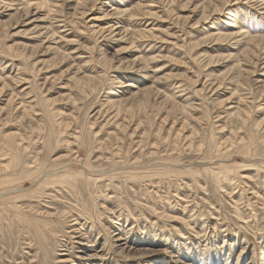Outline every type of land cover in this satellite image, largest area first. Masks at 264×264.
Here are the masks:
<instances>
[{
  "label": "rangeland",
  "instance_id": "obj_1",
  "mask_svg": "<svg viewBox=\"0 0 264 264\" xmlns=\"http://www.w3.org/2000/svg\"><path fill=\"white\" fill-rule=\"evenodd\" d=\"M86 5L0 0V264H87L101 249L97 264H264V0ZM115 20L128 34L102 35ZM238 31L255 41L219 38ZM239 103L244 123L226 116ZM49 214L70 251L38 248L31 223Z\"/></svg>",
  "mask_w": 264,
  "mask_h": 264
},
{
  "label": "bare ground",
  "instance_id": "obj_2",
  "mask_svg": "<svg viewBox=\"0 0 264 264\" xmlns=\"http://www.w3.org/2000/svg\"><path fill=\"white\" fill-rule=\"evenodd\" d=\"M112 1V0H111ZM118 1V0H117ZM53 2V1H52ZM77 2H78V6H82V5H85V6H87L86 4L88 3V0H77ZM108 2V1H107ZM224 2V1H223ZM231 2H232V0H231ZM38 3V2H37ZM103 3H105V2H103ZM237 3V2H236ZM48 2L46 1V2H42V3H39V4H36V6L38 5V7H40L41 8V6H48ZM107 4H109V3H107ZM112 4V3H111ZM111 4H109V5H111ZM32 5V4H31ZM41 5V6H40ZM33 6V5H32ZM31 6V7H32ZM115 6V5H114ZM118 6V5H117ZM123 6H125V5H123ZM222 6V5H221ZM227 6V5H226ZM27 7H30V6H27ZM38 7H35L36 9H38ZM44 8V7H43ZM124 8V7H123ZM228 8V7H227ZM6 9V8H5ZM125 9H127L126 7H125ZM151 9V8H150ZM226 9V8H225ZM27 10H28V8H27ZM40 10V9H39ZM84 10V9H83ZM223 10V9H222ZM40 11H42V10H40ZM145 11H146V9H145ZM148 12H150V10H148ZM147 12V13H148ZM81 13H83V15H84V13H85V11H82ZM128 13V10H122V9H120V8H117V7H115V9H113L112 10V16H115L116 18L118 17V15L119 16H121V15H123V14H127ZM151 13V12H150ZM153 13V12H152ZM227 13H229V9L227 10ZM129 14V13H128ZM149 14V13H148ZM227 15V14H226ZM85 16V15H84ZM123 17V16H122ZM129 18V17H128ZM46 18L45 17H36L35 19H33L32 21H36V22H38L40 25H42L41 26V28L42 29H45V30H48L49 28H48V26H44V22L46 21L45 20ZM96 19H98L97 17H95V16H93V17H90L89 18V20H88V22L90 21V22H93V21H95ZM122 19V18H121ZM124 19V18H123ZM47 20H49V18L47 19ZM59 20V19H58ZM124 20H127V18H125ZM116 21V20H115ZM75 22V21H74ZM73 22V23H74ZM126 22V21H125ZM127 22H128V20H127ZM235 22V21H234ZM234 22H232V24L234 23ZM29 23H31V22H29ZM108 23H109V21H108ZM121 23H122V21L121 20H118V21H116V22H113V21H110V23L107 25V26H104L100 31H101V33H102V35H104V36H111V37H114V36H117V34H119V31H122V33H127L128 34V31H129V29H127V28H125L124 26H122L121 25ZM227 23V22H226ZM46 24V23H45ZM124 24V23H123ZM232 24H229V25H232ZM236 24V23H235ZM234 24V25H235ZM91 25V24H90ZM198 25V24H197ZM121 26L123 27V29L121 28ZM212 28V27H211ZM244 29V30H246L245 29V26L244 27H241V29ZM237 29V28H236ZM240 29V30H241ZM242 29V30H243ZM143 30V29H142ZM152 30V29H151ZM210 31V30H209ZM212 31V30H211ZM214 31V30H213ZM136 32V31H135ZM140 32V31H139ZM239 32V33H238ZM238 32H235V33H233V34H228V35H219V38H232V39H235L234 37H236V36H240V38L237 40V44H243V43H245L246 41H248L249 39H252V40H254L255 41V37L256 36H253V35H249L247 32H241V31H238ZM249 32V31H248ZM105 33H107L106 35H105ZM121 33V32H120ZM141 33V32H140ZM147 33V32H146ZM53 34V33H52ZM251 34V33H250ZM124 36H127V35H124ZM133 36L135 37V35L133 34V35H131L130 36V39H132L133 38ZM123 38H126V37H123ZM236 44V45H237ZM133 45V44H132ZM127 49V48H126ZM125 51V50H124ZM248 52H250L249 50H247L246 52H245V54H247ZM252 53V52H251ZM246 56V55H245ZM236 57V56H235ZM151 58V57H150ZM233 58V57H232ZM248 58V57H247ZM235 59V58H234ZM234 59H232L233 61H234ZM249 59H251V58H249ZM236 62V61H235ZM243 64V62L242 61H238L232 68L233 69H237V72H241L242 71V69H240L239 68V66L240 65H242ZM234 70V71H235ZM115 78V77H114ZM98 79V78H97ZM214 87V86H213ZM226 87V86H225ZM227 87H229V86H227ZM230 88V87H229ZM230 90V89H229ZM234 90H235V88H234ZM202 91H204V90H202ZM237 91V90H236ZM209 92V91H208ZM234 92V91H233ZM238 93V92H237ZM233 94V93H232ZM110 98H112V97H110ZM109 98V99H110ZM107 99V98H106ZM108 100V99H107ZM108 101H110V100H108ZM114 102V101H113ZM239 102H240V100H239ZM241 102H242V99H241ZM110 103H111V101H110ZM178 103V102H177ZM194 106V105H193ZM236 106V105H235ZM192 107V106H191ZM195 107H197V106H195ZM233 107V106H232ZM183 111V110H182ZM259 111H263L262 113H264V107H263V105L259 108ZM262 113H260L259 115H258V117H256V120H255V122H254V124L255 125H257V127H261V126H263L264 125V114H263V116H261V114ZM251 114V113H250ZM249 114H248V110H246V108L245 107H243V105L242 104H240L239 103V105L236 107V109L235 110H233V111H229V113L226 115L227 117H228V119L229 118H232V119H234V120H236V122H240V123H244L245 121H246V117L248 116ZM248 117H250V116H248ZM184 122V121H183ZM185 123V122H184ZM227 124V123H226ZM230 124V123H229ZM65 125V124H64ZM240 125V124H239ZM185 126V125H184ZM183 126V127H184ZM227 126V125H226ZM186 127V126H185ZM230 127H231V125H230ZM238 129V128H237ZM25 135V134H24ZM27 136V135H26ZM194 137V136H193ZM241 137V136H240ZM27 140V139H26ZM241 140H243V138H241L240 139V141ZM23 141V140H22ZM194 141V140H193ZM245 141V140H244ZM244 141H241L240 143H244ZM25 142V141H24ZM198 142V141H197ZM20 143V142H19ZM18 143V144H19ZM239 143V144H240ZM202 145H204V144H202ZM201 146V145H200ZM191 147V146H190ZM11 148V147H10ZM14 148H15V146H14ZM245 148V147H244ZM203 149V148H202ZM230 149V148H229ZM111 150V149H110ZM200 150H201V148H200ZM199 150V151H200ZM219 150H220V148H219ZM61 151V150H60ZM225 152V151H224ZM223 152V153H224ZM75 152H73V154H74ZM77 153V152H76ZM218 153V152H217ZM79 154V153H78ZM250 154V153H249ZM76 155V154H75ZM58 156V155H57ZM79 156V155H78ZM77 155L75 156V158L78 160V157ZM53 157V156H52ZM58 158H59V156H58ZM58 158H55V159H58ZM86 160V159H85ZM261 160H264V159H262L261 158ZM69 161V160H68ZM81 161V160H80ZM88 161V160H87ZM90 161V160H89ZM58 162V161H57ZM64 162V161H63ZM70 162V161H69ZM85 161H83V163H84ZM56 163V162H55ZM61 163V162H60ZM1 164V163H0ZM47 164V163H46ZM67 164V163H66ZM21 165H23V164H20V166ZM62 165V164H61ZM85 165V164H84ZM5 167V165H1V167ZM16 166V165H15ZM27 166V165H26ZM26 166H24V168L26 167ZM83 166V165H82ZM90 166V165H89ZM88 166V167H89ZM95 166V165H94ZM220 166H223L222 164H220L219 165V168H217V169H215L216 170V172H219V171H221V168H220ZM7 167V166H6ZM5 167V168H6ZM13 167V166H12ZM43 167H44V165H43ZM42 167V168H43ZM51 167V166H50ZM49 167V168H50ZM53 167V166H52ZM51 167V168H52ZM99 167V166H98ZM30 168V167H29ZM60 168V167H59ZM90 168V167H89ZM92 168V167H91ZM95 168V167H94ZM224 168L225 169H227L226 170V174L225 175H227V176H231L232 175V169H231V166H229V165H224ZM247 168H249V167H247ZM26 169V168H25ZM6 170H7V168H6ZM5 169H4V171H6ZM34 170V169H33ZM49 170V169H48ZM91 170V169H90ZM3 171V170H2ZM26 171V170H25ZM94 171V170H93ZM92 171V172H93ZM235 171H236V169H235ZM11 172V171H10ZM16 172V171H15ZM17 172H19L18 171V169H17ZM20 172H22V171H20ZM29 172V171H28ZM31 172V171H30ZM29 172V174H31ZM33 172V171H32ZM67 172V171H66ZM133 172V171H132ZM1 173V172H0ZM23 173V172H22ZM42 173V175H40ZM72 173V172H71ZM101 173V172H100ZM5 174V173H4ZM18 174V173H17ZM20 174V173H19ZM37 175H39V176H41V179H46V180H49V181H53V180H55V179H57L62 173H60V171L59 172H55V171H50V173L47 171V173H43V171L42 170H39L37 173H36ZM34 175V174H33ZM68 175V174H67ZM69 175H70V173H69ZM9 176V175H8ZM14 176V175H13ZM16 176V175H15ZM66 176V175H65ZM136 176V175H135ZM25 177V176H24ZM30 177H33V176H30ZM69 177V176H68ZM105 177V176H104ZM128 177V176H127ZM133 178H134V176H132ZM192 177V176H191ZM218 177H220V176H218ZM2 178V177H1ZM5 178V177H4ZM26 178V177H25ZM24 178V179H25ZM40 179V178H39ZM61 179V178H60ZM65 179V178H64ZM111 179H113V178H111ZM5 180V179H4ZM6 180H7V178H6ZM19 180H22V179H19ZM38 180V179H37ZM63 180V179H62ZM199 180V179H198ZM219 180V179H218ZM8 181V180H7ZM16 181V180H15ZM15 181H12L13 183H15ZM45 181V180H44ZM56 181V180H55ZM220 181H221V179H220ZM219 181V182H220ZM16 182H18V181H16ZM61 182V181H60ZM85 182V181H84ZM195 182V181H194ZM1 183V182H0ZM11 183V182H10ZM12 183V184H13ZM35 183V182H34ZM51 183H53V182H51ZM68 183V182H67ZM80 184H81V182H79ZM198 183V182H197ZM201 183V182H200ZM9 184V183H8ZM83 184V183H82ZM1 185V184H0ZM43 185V184H42ZM41 185V186H42ZM65 185V184H64ZM67 185V184H66ZM77 186H78V184H76ZM228 185H230V183H228ZM2 186V185H1ZM44 186V185H43ZM47 187V186H46ZM74 187H76V186H74ZM44 188V187H43ZM58 188H60V187H58ZM72 188V190H73V187H71ZM45 189V188H44ZM70 189V188H69ZM40 190V189H39ZM71 190V191H72ZM8 191V190H7ZM33 191V190H32ZM55 191V190H54ZM36 192V191H35ZM44 192V191H43ZM74 192H76V191H74ZM8 193V192H7ZM30 193V192H29ZM5 194V193H4ZM24 194V193H23ZM31 194V193H30ZM35 194V193H34ZM15 195V194H14ZM32 195V194H31ZM37 196V195H36ZM35 196V197H36ZM29 197V196H28ZM34 197V196H33ZM3 200H4V198H2ZM13 199V198H12ZM12 199L10 198V200L12 201ZM14 199H16V198H14ZM82 203V202H81ZM3 203H1V205H2ZM12 203H10V205H11ZM0 205V206H1ZM6 205V204H5ZM13 205H15V204H13ZM78 206V205H77ZM8 207V206H7ZM9 208V207H8ZM13 208V207H12ZM17 208V207H16ZM4 209V208H3ZM19 210L20 209H22L21 207L20 208H18ZM17 209V210H18ZM18 210V211H19ZM30 210V209H29ZM31 210H32V208H31ZM34 210V209H33ZM32 210V211H33ZM66 210V209H65ZM8 211H9V209H8ZM15 211V210H14ZM68 211V210H67ZM66 211V212H67ZM20 212H22V211H20ZM19 212V213H20ZM14 213H16V212H14ZM50 213V212H49ZM55 213V212H54ZM65 213V212H64ZM69 213H71V212H69ZM79 213V212H78ZM100 213H101V211H100ZM8 214V213H7ZM21 214H23V212L21 213ZM20 214V215H21ZM52 214V213H51ZM51 214H49L50 216H45V217H36V218H33V220H32V217H31V220H32V226H31V228H32V234H33V237H34V240L37 242V244H38V248L40 249V250H42V252H44V254L45 255H47V254H50V253H54V252H57V250L59 251V250H61L62 251V249L61 248H66L67 250H71L74 246V242L72 241V239H71V237L63 230V229H65V228H60V223H61V221H60V219L62 218H55L54 217V215H51ZM63 214V213H62ZM67 214V213H66ZM82 214V213H81ZM0 215H1V213H0ZM3 215V214H2ZM18 215V214H17ZM30 215V214H29ZM56 215V214H55ZM65 215V214H64ZM76 216V215H75ZM78 217L77 218H75L74 219V221H77V222H72L73 224H77L78 223V220L77 219H80L81 217H79V215H77ZM2 217V216H1ZM71 217H74V215L73 216H71ZM4 218L6 219V217L4 216ZM9 218V217H8ZM22 218L24 219V220H26L27 222H29V221H31V220H29V218L27 217V215H22ZM68 218V217H67ZM16 219L18 220V216H16ZM20 219H21V216H20ZM65 219V218H64ZM63 220V219H62ZM71 220V219H70ZM84 220H85V218H84ZM87 220V219H86ZM91 220H92V218H91ZM90 220V221H91ZM100 220H102V219H100ZM88 221V220H87ZM21 222V221H20ZM79 223H80V221H79ZM78 223V224H79ZM102 223V222H101ZM20 224H22V223H20ZM82 224V223H81ZM93 224V223H92ZM29 226V225H28ZM65 226V225H64ZM69 226V225H68ZM70 227V226H69ZM90 227V226H89ZM96 227V226H95ZM22 228V227H21ZM67 228V227H66ZM71 228H74V227H71ZM87 229V228H86ZM70 230V229H69ZM95 230H97V229H95ZM103 230V229H102ZM23 231V230H22ZM91 231V230H90ZM78 232V231H77ZM92 232V231H91ZM82 233V232H81ZM93 233V232H92ZM104 234V233H103ZM102 234V235H103ZM155 234L156 233H153V235H152V237L153 236H155ZM27 236H28V234H26ZM79 235V234H78ZM82 235V234H81ZM86 235V234H85ZM88 235V234H87ZM97 235V234H96ZM84 236V235H83ZM73 237V236H72ZM81 237V236H80ZM85 237V236H84ZM142 238L140 239V241H143V240H145V239H147L148 238V234L146 233V232H143V235L141 236ZM86 238V237H85ZM88 238V237H87ZM86 238V239H87ZM98 238V237H97ZM101 238V237H100ZM111 238V237H110ZM109 238V239H110ZM120 241H122L123 240V238H121V237H119L118 238ZM78 240V239H77ZM85 240V239H84ZM91 240V239H90ZM83 241V240H82ZM124 241H125V239H124ZM112 243V242H111ZM122 243V242H121ZM119 244V246L121 247V245L123 246V248H126V246L127 245H125L126 244V242H123L122 244ZM90 244V243H89ZM94 244V243H93ZM80 246H81V244H79ZM79 246V247H80ZM92 246V244L91 245H89V247H91ZM94 248H97L95 245H94ZM74 249H76V247L74 248ZM88 249V248H87ZM90 249V248H89ZM56 250V251H55ZM95 250H97V249H95ZM99 250V249H98ZM160 250V249H159ZM100 251H102V255H100L98 252H100ZM100 251H95L94 252V254H91V256H89L90 258H92L93 259V261H89L87 264H97L96 263V261L98 262V261H100V260H103V259H105V258H107V254L109 253H107V252H103V250L101 249ZM81 252V251H80ZM84 252V251H83ZM90 252V251H89ZM92 252V251H91ZM83 254V253H82ZM90 254V253H89ZM104 254V255H103ZM85 255V254H84ZM87 256V255H86ZM63 258V257H62ZM65 258V257H64ZM64 261H66V260H64ZM78 263V262H77ZM76 263V264H77ZM159 263H162L163 264V262H162V259H160V258H157V260L154 262V263H152V264H159ZM85 264H86V262H85ZM102 264V263H101Z\"/></svg>",
  "mask_w": 264,
  "mask_h": 264
}]
</instances>
